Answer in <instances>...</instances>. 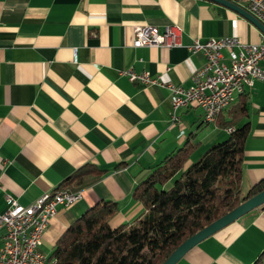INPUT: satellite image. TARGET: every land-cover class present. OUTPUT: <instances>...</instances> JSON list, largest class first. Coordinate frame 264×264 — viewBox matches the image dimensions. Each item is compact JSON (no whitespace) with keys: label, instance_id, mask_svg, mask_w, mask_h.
Here are the masks:
<instances>
[{"label":"crops","instance_id":"obj_1","mask_svg":"<svg viewBox=\"0 0 264 264\" xmlns=\"http://www.w3.org/2000/svg\"><path fill=\"white\" fill-rule=\"evenodd\" d=\"M172 23L182 30L181 45L133 46L135 26L162 31ZM262 34L211 0H0V214L7 197L29 205L93 163L105 172L79 190L77 201L58 209L39 250L49 256L71 222L100 200L117 204L110 226L134 221L144 211L132 195L136 186L190 135L197 145L188 163L226 139L229 131L219 124L227 110L207 123L200 107L173 111L166 88L119 73L146 71L187 88L204 63L200 52L189 49L195 40L237 36L256 44ZM245 92L250 133L243 195L264 178V79ZM175 264H264V206Z\"/></svg>","mask_w":264,"mask_h":264},{"label":"trees","instance_id":"obj_2","mask_svg":"<svg viewBox=\"0 0 264 264\" xmlns=\"http://www.w3.org/2000/svg\"><path fill=\"white\" fill-rule=\"evenodd\" d=\"M248 95L243 92L226 110L229 136L210 145L188 163L197 143L190 135L166 155L136 186L133 197L144 211L131 223L112 227L114 201L89 207L57 239L49 257L55 264H162L188 237L264 190V178L243 195L242 159L250 133ZM218 118V117H217ZM105 172L87 163L58 188L79 191ZM87 176H91L86 180Z\"/></svg>","mask_w":264,"mask_h":264},{"label":"built area","instance_id":"obj_3","mask_svg":"<svg viewBox=\"0 0 264 264\" xmlns=\"http://www.w3.org/2000/svg\"><path fill=\"white\" fill-rule=\"evenodd\" d=\"M249 14L264 25V0H235ZM182 30L177 24H168L162 31L152 25L134 27L133 46L181 45ZM192 52H200L203 65L193 74L189 87H177L150 73L124 70L119 74L131 82L156 84L170 93L173 111L196 105L203 111L204 121L213 123L235 98L264 79V34L260 43H246L237 36L195 40L189 45ZM227 52V56L223 52ZM228 131L232 128L228 127ZM80 198V191L57 188L29 205H21L7 197V209L0 214V264H55L39 247L50 220L60 207H67Z\"/></svg>","mask_w":264,"mask_h":264},{"label":"water","instance_id":"obj_4","mask_svg":"<svg viewBox=\"0 0 264 264\" xmlns=\"http://www.w3.org/2000/svg\"><path fill=\"white\" fill-rule=\"evenodd\" d=\"M211 1L228 7L243 15L245 18L249 19L264 34V25L237 3L233 2L232 0ZM260 206H264V190L250 198H247L233 210L227 212L220 218L216 219L209 225L205 226L195 234L188 237L170 254V256L162 264L177 263L190 249H192L198 243L212 236L213 234L225 228L229 224L235 222L251 210Z\"/></svg>","mask_w":264,"mask_h":264}]
</instances>
